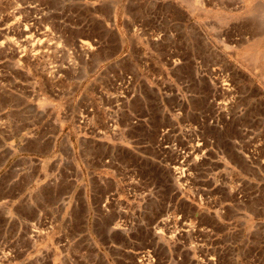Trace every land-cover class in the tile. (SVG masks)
I'll return each instance as SVG.
<instances>
[{"label":"rangeland","instance_id":"1","mask_svg":"<svg viewBox=\"0 0 264 264\" xmlns=\"http://www.w3.org/2000/svg\"><path fill=\"white\" fill-rule=\"evenodd\" d=\"M152 4L167 12L163 40L174 44L160 53H178L176 65L128 35L129 14ZM263 49L264 0H0V180L54 162L20 151L33 140L23 128L46 123L74 147L60 160L80 182L44 226L26 221L43 207L28 187L0 201V264H144L145 251L151 264H264ZM117 70L137 90L120 123L139 120L114 139L66 141ZM171 124L180 153L157 141Z\"/></svg>","mask_w":264,"mask_h":264},{"label":"crops","instance_id":"2","mask_svg":"<svg viewBox=\"0 0 264 264\" xmlns=\"http://www.w3.org/2000/svg\"><path fill=\"white\" fill-rule=\"evenodd\" d=\"M157 5L158 6L154 7V4H152L150 10L142 9L143 7H138L139 10L137 9L136 11H138L139 15L135 13V15L128 13L132 19L127 28L130 31L128 34L130 37H133L134 33L129 27H132V25L136 24L137 22L144 23L148 30H150V32L153 34L159 32L164 35L170 31L169 28H164L162 24V22L167 19V16L165 15L167 12H164L159 4ZM142 13L144 15H141ZM73 122L74 121L70 123V128L62 134V136L66 135V141L71 138L72 141L75 142L76 137L78 138L77 134L75 133V124H73ZM42 126V132L37 129L36 126L23 128V130L27 131V134L32 133L31 139L33 140L31 142L27 141L21 144L20 151L29 157L46 156L47 158H53L52 160L50 159V162H54L51 164L47 163L48 161L42 160L39 162V164H35V162H33L28 166L19 168L16 166L12 167V170H8L9 168L3 170V173L8 171L9 176L6 177L7 179L4 177V179L0 180V201L11 200L16 194V190L14 191V189H21L23 187L26 189L28 187L29 192L27 193V197L29 200H27V202H29L31 206L35 205L43 207L42 209L41 207H38L36 209V216H34L32 220L27 219L26 221L28 223L30 221L34 223L41 221L44 226L45 223H48L46 222L47 217L45 216V212H50L49 205L54 202H59L60 200H65L68 197H70V199H75L77 195V188H79L80 182L77 177L78 171L75 169V167L68 165L70 168L69 170V168L67 169L65 165L63 166V164H61L60 160V158L68 156H72L74 158V147L71 145V143L69 145V143H66L64 140L62 141L64 145H62L60 142H57V137L54 136L56 132L49 127L50 124L45 123ZM39 134L40 136H38ZM89 138L92 139V137ZM107 171L111 172L109 168ZM16 172L26 173L30 181L24 186L15 182V180H13V174Z\"/></svg>","mask_w":264,"mask_h":264},{"label":"built area","instance_id":"3","mask_svg":"<svg viewBox=\"0 0 264 264\" xmlns=\"http://www.w3.org/2000/svg\"><path fill=\"white\" fill-rule=\"evenodd\" d=\"M132 28V32L134 33V35L138 37L142 43L150 45L149 47L155 52L152 55H156L157 58H159L160 55H163L162 53H160L162 47L163 50H166L165 47L167 49L173 47L170 46L173 45L174 42H171V44L164 42L163 38L166 36L165 34L163 35L159 32L156 34L151 33L150 30H148V28L142 22H137L133 25ZM170 51H172V49ZM157 54L160 55L158 56ZM177 54L178 53L175 54L176 56H172L173 54H168L166 51V54H164L163 56L164 59H168V61H171V63L173 62V65H176L182 59V56H178ZM160 59L161 58H159V60ZM94 93L96 94H94L92 97L94 99V102L90 105H83L77 110L74 126L76 130L75 133L80 135L89 134L90 137L96 139V135L102 137V135L110 136L111 133L117 134L123 127L129 126V124L131 123L135 124V122L139 120L137 117L133 119L134 117L133 115H131L129 124L128 122L126 124H122L120 123L119 119V114L120 112H123V107L129 104L132 99L137 97L136 86L133 82L131 74L122 70L107 73L106 84L100 89H96ZM117 100L118 102L116 103L115 101ZM98 114L102 117L101 122L96 121ZM180 121V123H182L181 119ZM184 124L185 127H183V130L191 128L188 122ZM180 129L181 128H179V130ZM126 131L127 130H125V132ZM176 131L177 127L171 124L168 128H164V131L160 130V135H158L157 141L159 143L163 136L168 137L169 140L167 141V144L162 147H170V149L178 153L179 151L175 149V145L172 143L176 138ZM188 142L189 146L193 145V143L194 145L198 144L195 138L189 139ZM140 256L143 259L144 264H151L154 262L153 256L149 251L143 252ZM202 258L203 262L201 264H218L215 256H209L206 258H204L203 256Z\"/></svg>","mask_w":264,"mask_h":264},{"label":"bare ground","instance_id":"4","mask_svg":"<svg viewBox=\"0 0 264 264\" xmlns=\"http://www.w3.org/2000/svg\"><path fill=\"white\" fill-rule=\"evenodd\" d=\"M165 33V32H164ZM167 34V33H166ZM157 38V37H156ZM82 44H84V42H82ZM250 53H248V55L250 56V58H252L253 56L255 57H258V55H256L255 54V50L254 49H251V51H249ZM262 52V55L264 56V49H263V51H261ZM244 54V53H243ZM247 55V54H246ZM256 57H255V59H256ZM248 59V58H247ZM117 103V102H116ZM121 113V112H120ZM120 115V114H119ZM117 135H118V133L117 134H115V133H111L110 134V136H103L102 135V137H100V136H97L98 138H101V139H104V140H108V139H114V138H116L117 137Z\"/></svg>","mask_w":264,"mask_h":264}]
</instances>
